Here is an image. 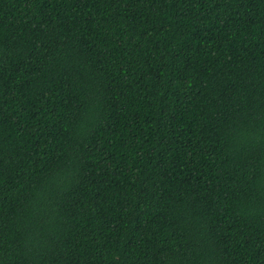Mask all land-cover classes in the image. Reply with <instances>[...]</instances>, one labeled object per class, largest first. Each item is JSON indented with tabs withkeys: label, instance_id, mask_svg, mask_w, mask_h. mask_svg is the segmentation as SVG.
Returning <instances> with one entry per match:
<instances>
[{
	"label": "trees",
	"instance_id": "16d2710c",
	"mask_svg": "<svg viewBox=\"0 0 264 264\" xmlns=\"http://www.w3.org/2000/svg\"><path fill=\"white\" fill-rule=\"evenodd\" d=\"M0 264H264V0H0Z\"/></svg>",
	"mask_w": 264,
	"mask_h": 264
}]
</instances>
